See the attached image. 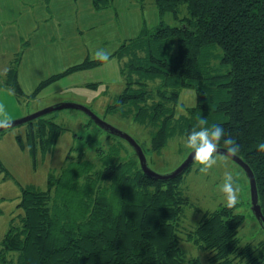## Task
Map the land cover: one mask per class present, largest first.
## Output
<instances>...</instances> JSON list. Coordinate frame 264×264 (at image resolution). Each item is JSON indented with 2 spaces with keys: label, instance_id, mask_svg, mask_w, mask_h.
Instances as JSON below:
<instances>
[{
  "label": "trees",
  "instance_id": "trees-1",
  "mask_svg": "<svg viewBox=\"0 0 264 264\" xmlns=\"http://www.w3.org/2000/svg\"><path fill=\"white\" fill-rule=\"evenodd\" d=\"M151 2L158 22L144 25L114 53L126 59L125 80L108 111L121 106L122 118L143 128L146 139L136 142L145 158L201 115L208 124L222 123L242 145L237 156L254 174L264 216V149L258 147L264 142V0ZM5 85L22 94L15 67ZM183 88L194 89L196 103L173 124ZM44 115L25 122V138L33 149L48 151L65 128ZM98 127L106 135L103 144L88 150L79 142L50 173L47 188L21 189L22 213L0 241V264H264V238L239 237L245 217L236 204L220 205L180 229L186 201L179 183L190 165L173 178L149 176L129 142ZM124 146L129 156L122 155ZM181 239L201 250L204 262L187 257Z\"/></svg>",
  "mask_w": 264,
  "mask_h": 264
},
{
  "label": "rangeland",
  "instance_id": "rangeland-1",
  "mask_svg": "<svg viewBox=\"0 0 264 264\" xmlns=\"http://www.w3.org/2000/svg\"><path fill=\"white\" fill-rule=\"evenodd\" d=\"M59 1L67 2L66 0ZM142 3L141 0H113L111 7L103 11L104 17H100L101 19L93 29L78 34L79 38H87L91 41L85 42V47L74 46V40H79V38L73 36L71 37L73 41L66 43L65 40L61 43L60 52H52L50 48H44L43 41L34 43L31 36L32 43L25 49V55L18 67V80L22 92L19 95L20 100H15L10 104L6 98L8 93L0 91V105L4 106L7 115L16 114L19 108L23 107L25 111L30 112L22 115L23 111L19 110L20 113L18 112L10 120L57 103L72 102L87 107L106 123L143 143L146 139L143 128L130 123L128 118H122V115L118 113L121 106L109 111L107 109L115 102L117 94L123 87L125 74L121 68L125 63V57L117 58L111 55L108 61H100L88 69L85 67L81 68L82 70H75L74 73H69L56 80L48 78L46 80L49 81L41 86L42 82L36 84L38 78L46 77L50 72L61 69L62 67H57L63 61H70L82 53L84 55L81 57L88 56L87 58L91 59L95 48L111 49L115 44L119 46L123 40L135 37L144 23L146 26L155 25L158 22L155 8L148 4L139 9ZM79 5H88V1L82 0ZM7 6H13L16 12L25 10L26 7L24 0H0V12L4 16L3 28L0 30V55L2 50L6 52L14 46L12 42L15 38L19 40L18 23H13L12 13L7 12ZM109 12L117 14L114 24L108 22L109 16L106 14ZM164 19L170 24L174 23L167 15ZM29 22H33V17ZM39 23L42 28L47 29L44 27V22L39 21ZM23 36L28 38V34ZM17 45L16 48L19 49L21 42ZM195 103L194 89H181L173 110V124L183 121L188 108L194 106ZM44 116L51 117L54 122L65 128L55 138L52 148L48 151L38 146L33 149L27 143L26 123L15 125L0 133V241L10 224L18 221L22 213V208L18 206L22 188H47L50 173L56 174L61 169L69 149L79 142L83 143L84 140V147L88 149L90 145L99 142L103 144L106 141L105 132L100 131L98 124L89 114L80 109L63 108L46 113ZM18 135L21 136L22 141L17 139ZM79 135L81 136L78 138ZM181 137L182 135L176 131L174 135L168 137L166 146L159 153L148 154L146 158L148 167L158 174H168L177 168L190 153V150L183 145ZM112 140L115 141L114 138ZM125 148L126 150L121 153L123 156H129V149ZM130 150L135 151L132 146ZM216 155L217 164L207 172H201V165L194 159L182 175L179 189L186 203L180 219V229L185 231L195 226L205 214L224 204V195L219 188L224 180V172L232 170L236 173L239 187L236 209L245 217L238 232L239 237L242 242L264 238V228L261 227L252 210L250 184L246 172L231 158L226 161L221 159L225 154L216 153ZM180 245L187 257H200V260L204 262L205 256L201 250L193 248L184 239H181Z\"/></svg>",
  "mask_w": 264,
  "mask_h": 264
},
{
  "label": "crops",
  "instance_id": "crops-1",
  "mask_svg": "<svg viewBox=\"0 0 264 264\" xmlns=\"http://www.w3.org/2000/svg\"><path fill=\"white\" fill-rule=\"evenodd\" d=\"M66 1L67 2L59 1V0H24V5L26 6L25 10L17 11V12H16V8H14L13 6H7V12L12 13L11 18L13 20V23L17 22L19 26V33H18L19 40H16L15 38L14 41L12 42L14 46L11 49L10 48L7 49L6 52L2 50V54L0 55V91L8 93L6 94L8 95L6 96V98L8 99L10 104L15 102V100L17 101L20 100L19 99L20 97L12 88L7 87L5 85V80L7 78L8 70L12 67L16 68L17 81L19 84L18 67L21 64L23 55H25V49H27L32 43L31 36L33 38L34 43L43 41L45 45L44 48L46 49L50 48V51L52 52H60L62 50L61 43L63 41L66 40V43H68L69 41H73L71 40V37L73 36L78 37V34H83L84 32L93 29L101 19L100 17H104L103 11L111 7V5L113 4V0H100L99 5H96L94 3V0H84V1H88V5H79V3L82 0H66ZM142 1L143 3L141 6H139V9L144 8V5H148V4L154 7L151 0H141V2ZM106 15L109 16L108 22L114 24V21L117 18V14L115 12H109ZM32 17H33V22L31 23L29 21ZM3 18L4 16L0 12V30H2L3 28V24H2V21H4ZM39 21L44 22L45 23L44 27H46L47 29L42 28L40 26L41 24L39 23ZM25 34H28V38L23 36ZM130 38L123 40L119 44V46L114 43L115 46L111 47L112 57L116 56L117 58L118 57L121 58V56L114 55V53L123 42H125ZM20 42H21V46L19 49H17L18 47L16 48V46H18L17 44H20ZM85 42H91V41L88 40L87 38H79V40H74V46L82 45L85 47L84 44ZM82 55H84V53H82L77 58L71 59L70 61H63L58 67L55 66L57 68L60 67L62 68L57 71L50 72L49 75L46 77L38 78V82L36 84H39L40 82L48 78L49 79L53 78L52 80L54 79L56 80L66 76L69 73H74L75 70H79L81 68L79 69H73V68H75L78 65H82L85 62L84 60H94L96 61L95 64H98L101 61L94 59L93 57L91 59H88L89 58L88 56L81 57ZM73 60L74 63L72 64ZM93 65H88V66L85 65L82 68L87 67L88 69V67H92ZM24 109H25L24 107L19 108L20 111L21 110L23 111L22 115L30 112V111H25L26 109L25 110ZM16 114L10 113L7 115V117L8 119L10 118L12 119L15 117Z\"/></svg>",
  "mask_w": 264,
  "mask_h": 264
},
{
  "label": "clouds",
  "instance_id": "clouds-1",
  "mask_svg": "<svg viewBox=\"0 0 264 264\" xmlns=\"http://www.w3.org/2000/svg\"><path fill=\"white\" fill-rule=\"evenodd\" d=\"M111 55L112 50L106 47H97L92 52V57L101 61H108ZM11 124L12 121L8 119L4 106L0 105V127L11 126ZM181 141L201 165V172H207L217 164L218 157L216 153L219 151L225 152L226 155L221 159L226 161L242 150L239 140L231 135L222 123L208 124L205 116L202 115L199 117L197 124L185 130ZM258 147L264 149V142L260 143ZM219 191L224 195L225 207L231 208L238 202L239 187L236 173L232 170L224 172V180Z\"/></svg>",
  "mask_w": 264,
  "mask_h": 264
},
{
  "label": "water",
  "instance_id": "water-1",
  "mask_svg": "<svg viewBox=\"0 0 264 264\" xmlns=\"http://www.w3.org/2000/svg\"><path fill=\"white\" fill-rule=\"evenodd\" d=\"M63 108H74V109H80L84 112H86L87 114H89V116L100 126L103 127L105 129H109L111 132H115L117 134H119L121 137H123L127 142H129V144L131 146H133L136 150V153L139 157V161L141 164V167L143 169V171L152 177L158 178V179H169V178H173L176 177L177 175L181 174L190 164L191 162L195 159L194 156L191 154V152L187 155V157L184 159V161L177 167L175 168L172 172L168 173V174H158L155 173L153 170H151L147 163H146V158L145 155L140 147V145L136 142V140L130 136L129 134L122 132L119 129L114 128L113 126H111L110 124L106 123L105 121H103L102 119H100L98 116H96L93 112L90 111V109H88L85 106H82L80 104H75L72 102H61V103H57L55 105L52 106H48L45 108H42L40 110H37L33 113H30L28 115H25L23 117L17 118V119H13L11 126H6V127H0V132L5 131L15 125H19L22 123H25L27 121L33 120L41 115H44L46 113H49L51 111H56V110H60ZM218 153H222L225 154L224 151H219ZM226 155V154H225ZM232 160H234L237 164H239V166H241L244 171L247 174V177L249 179V184H250V194H251V205H252V210L254 212V215L256 216L257 219H261L264 222V216L261 212V207L260 204L258 203L257 200V189H256V183H255V177L254 174L251 170V168L249 167V165L244 162L240 157H238L237 155L234 157H229Z\"/></svg>",
  "mask_w": 264,
  "mask_h": 264
}]
</instances>
